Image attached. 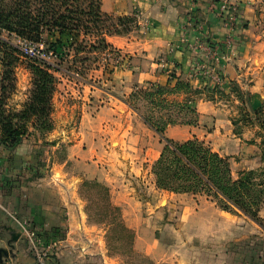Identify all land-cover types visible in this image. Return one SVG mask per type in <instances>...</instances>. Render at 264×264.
Returning <instances> with one entry per match:
<instances>
[{
    "label": "crops",
    "instance_id": "1",
    "mask_svg": "<svg viewBox=\"0 0 264 264\" xmlns=\"http://www.w3.org/2000/svg\"><path fill=\"white\" fill-rule=\"evenodd\" d=\"M213 1L217 3L215 9L210 8ZM222 1L236 7L234 23H228L227 13L220 11L218 4ZM258 6V0L102 2L104 12L114 16L133 15L139 25L137 31L125 35H107L109 49L119 51L127 63L121 69L117 67L115 78H121L125 88L133 87L134 83L175 88L180 79L189 82L193 90H180L177 99L180 102L191 99L199 120L170 125L165 135L185 141L200 137L196 136L198 128H208V135L220 142L217 151L221 155H238L244 169L263 164L261 128L254 118V121L241 120L242 131L235 132L233 121L241 116L242 103L229 83L235 81L244 91H249L253 107H264V12L263 6ZM49 37L55 39V36ZM83 37L80 35L78 39ZM213 66L222 75L219 84L225 93L212 89L218 84L213 78L215 72L210 71ZM25 73L26 70L22 77L18 73L19 89L13 99L17 109L23 108L29 95ZM2 77L0 56V84ZM79 80L84 98L90 101L84 108L79 130H71L67 135L64 121L63 135L56 141L43 143L26 138L14 150L0 144V264L37 261L32 245L12 215L27 219L42 237L43 245L56 242L45 264H136L128 254L110 249L107 230L102 224L88 223L86 203L79 192L80 184L88 179L110 187L113 204L123 207L128 214L124 215L126 226L136 235L126 250L134 248L142 252L153 264H198L197 255H192L189 262L175 248L177 241L165 239L163 235V222L167 215L170 218L173 207L160 208L154 197L167 193L179 199L187 193L160 191L156 184L151 168L165 145L161 136L139 110L125 103L122 107L121 97L94 81L81 77ZM111 131L119 141L114 148H111L112 138L106 137ZM61 145L66 150L60 161L54 153ZM41 147L52 148V154L44 157L38 154ZM41 162H48L52 172L45 174ZM68 162L79 166L81 172L67 171ZM143 185L148 187L143 189ZM151 190H154L153 196ZM14 234L20 235L15 238ZM230 257L223 254L222 264H232ZM250 264L260 263L255 259Z\"/></svg>",
    "mask_w": 264,
    "mask_h": 264
},
{
    "label": "trees",
    "instance_id": "2",
    "mask_svg": "<svg viewBox=\"0 0 264 264\" xmlns=\"http://www.w3.org/2000/svg\"><path fill=\"white\" fill-rule=\"evenodd\" d=\"M102 2L103 0H0V30L32 41L44 42L59 58H63L62 53H66V50L73 46L76 50V63L80 60L78 56L87 48H109L107 35H125L129 33L132 23L139 27L133 15L119 16L117 23H110L112 15L103 11ZM80 35L84 36L83 40L78 39ZM49 36H55V39H50ZM17 52L19 51L12 42L0 37V53H4L3 77L0 84V144L8 150L16 149L35 132L48 133L53 130L52 100L58 79L55 72L64 71L61 66L43 59L31 61L29 66L33 77L28 101L22 109L9 107L10 90L15 87L12 66L14 60H18ZM66 54L69 56L70 51L67 50ZM71 70L69 68L67 73H71ZM77 73L86 78L83 71ZM218 74L221 75L219 72ZM229 87L242 103L241 116L233 123L237 125L239 120L254 121V118L260 123L264 116V107H253L251 93L244 91L235 81H230ZM190 88L189 82L180 79L175 88L170 85H156L155 88L142 90L139 94L147 98H160L169 89L174 92L182 89L192 91ZM212 89L225 93L220 84L214 85ZM191 101L189 98L184 100L181 107L196 112ZM144 118L165 143L153 168L158 188L177 193L206 191L217 198L223 209L231 208L261 220L259 212L264 203V166L259 169L240 170L235 177L229 159L205 140L198 137L185 141L174 140L165 135L167 126L175 124L174 121L167 120L158 124L149 116ZM260 127L264 162V121H261ZM236 133L241 131L237 129ZM91 182L108 188L96 179H88L83 183Z\"/></svg>",
    "mask_w": 264,
    "mask_h": 264
},
{
    "label": "rangeland",
    "instance_id": "3",
    "mask_svg": "<svg viewBox=\"0 0 264 264\" xmlns=\"http://www.w3.org/2000/svg\"><path fill=\"white\" fill-rule=\"evenodd\" d=\"M258 3L259 8L263 6L261 11L264 12V0H258ZM111 17V20H109L110 23L118 22L119 16L112 15ZM120 29H122L121 26ZM138 29L139 27H137L135 23H132L128 32H134ZM83 39L84 37L81 38V40ZM71 41H73V39ZM67 50L70 51L69 56L66 54ZM67 50L66 53H62L64 55L63 58H57L55 60L51 59L50 62L61 66L64 69V71L55 72L58 79L52 100L53 113L51 117L54 128L48 133L35 132L27 137L29 140H41L43 143L58 140L59 135H63L62 128L65 124L64 121L67 122V135L71 134V130L77 128V130H79L84 117V108L85 106H88V102L90 101L89 99L84 98V91H82L84 88L81 86L79 80V77L81 76H79L77 71H83L85 74L86 78H81L94 81L99 86L109 89L111 92L121 97L125 101L120 103L122 107H125L126 105L133 107L136 110H139L144 116L151 117L158 124H163V122H166L167 120H172L175 124L185 122L194 123L199 120V116L195 114V112L189 111L187 108L182 109L181 102L177 99V92L179 90L174 92L169 89L165 95L160 98L157 97V99L147 98L146 96L139 94L142 90L155 88V85L133 82V87L128 86V88H125V83L121 82L122 79L115 78V70L117 67H120L121 69L122 66L125 67L127 64L125 57L121 55L119 51L109 48H87L81 52L80 56H78V59L80 60L74 63L75 47L72 46ZM0 56L2 59L4 53H0ZM16 56L18 57V60H14L12 66L14 69L15 87H12L10 90L11 94L8 101L9 107L12 108H16L13 99L14 94L17 92V89H19V75L22 77L25 70L27 76L25 87L29 86L28 94L30 95L33 73L29 64L31 61L35 60L22 56L20 52H17ZM69 68L72 69L71 73H67ZM27 73H30V76H28ZM113 73L114 75L112 76ZM29 78H31L30 83L28 82ZM100 100H102V98H100ZM27 101L28 99L26 102ZM99 105L100 103L98 102V106ZM93 106L96 107V105ZM122 110L124 109L122 108ZM240 121L241 120L235 125V132L237 129L242 131L241 125H239ZM261 121H264V116L260 119V123ZM170 125H168L167 128ZM206 131L209 132V129L203 128L202 130L201 128H198L196 136L201 135L200 137L198 136V138L208 142L217 151L220 149L217 146L220 142L215 141ZM261 131L262 130L260 129V132ZM52 133H54L53 135L55 136H52ZM206 136L209 138H205ZM259 136L262 139V136ZM106 137L107 139L112 138L113 140L111 148L119 145L118 136L114 134V132L111 131L110 133H106ZM221 145L222 144H220V146ZM42 148L43 147L39 148L38 151H40V149L42 151L38 154H42L43 157L44 155L49 156L52 154V148ZM65 150V146L63 145L55 149L54 155L57 157V160L61 161L63 159ZM223 156L227 157L231 162L232 170L236 177L238 171L244 169L241 166V163H239L240 160L238 155ZM155 161L152 164L151 171L156 180V175L153 170ZM47 164L49 163L41 162L40 165L45 174L52 172L51 167H48ZM263 166L264 162L260 167L255 169H259ZM67 171L77 174L81 172V168L74 165L73 162H68ZM118 173L120 172L118 171ZM119 175H121V173ZM105 187L106 186L102 185L97 186L94 182L88 184L81 183L79 186L80 195L86 203L85 208L88 223L102 224L106 228L109 247L114 252L128 254L135 260L136 264H153L151 259L142 252H139L134 248L132 250H126L127 245H131L133 242L136 233L125 226L124 215L128 214L123 210V207H115L111 200V188ZM145 187L148 186L143 185V189ZM159 189L160 191L174 192L166 189ZM148 192L149 191H147V193ZM150 195H154V190L150 191ZM168 199L171 201L169 202ZM154 200L159 204L160 208L168 209L169 207H173V212L170 215V218L168 219L167 215L163 222V225L165 226L163 235L165 239L177 241L174 243L175 248L185 255L189 262H192V255H197V257H199L198 264H222L223 254H230V262L232 264H246V260L249 261L247 264H250L251 260L254 261L255 259H258V263L264 264V203L259 212L261 220H257L241 212L231 210V208L228 210L223 209L218 203L217 198L206 191H200L197 193L189 192L179 199L171 198V194L158 193L157 196L154 197ZM171 203L176 204V206H172L173 204ZM133 204L136 205L137 203ZM134 208L138 210L143 209V207ZM220 211L222 212L219 213ZM209 258H215V260L211 261Z\"/></svg>",
    "mask_w": 264,
    "mask_h": 264
},
{
    "label": "built area",
    "instance_id": "4",
    "mask_svg": "<svg viewBox=\"0 0 264 264\" xmlns=\"http://www.w3.org/2000/svg\"><path fill=\"white\" fill-rule=\"evenodd\" d=\"M216 7L217 3L214 1L211 2L210 8L215 9ZM218 7L220 8L221 12L227 13V22L234 23L237 18L236 7L233 4L231 5L227 1H222L218 4ZM135 16L138 19L141 18L140 13H136ZM0 37L12 42L24 57L32 59H43L48 62H51V59L55 60L59 58L54 50L47 48L44 42L25 39L6 30H0ZM216 60H220V56L218 54L216 55ZM210 71L215 72L213 78L219 84L222 80V76L218 74L216 67L213 66ZM12 216L17 223V227L19 228L21 233L28 239L37 255V261L35 264H45L48 256L56 247V242H51L49 244L43 245L42 237L35 229L31 227L27 219L17 217L16 215Z\"/></svg>",
    "mask_w": 264,
    "mask_h": 264
},
{
    "label": "water",
    "instance_id": "5",
    "mask_svg": "<svg viewBox=\"0 0 264 264\" xmlns=\"http://www.w3.org/2000/svg\"><path fill=\"white\" fill-rule=\"evenodd\" d=\"M20 234H14V237L17 238L19 237ZM6 253V251H4Z\"/></svg>",
    "mask_w": 264,
    "mask_h": 264
}]
</instances>
